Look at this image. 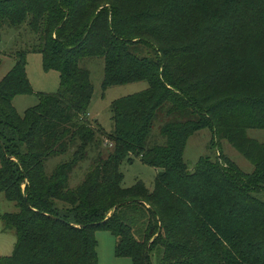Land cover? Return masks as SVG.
Instances as JSON below:
<instances>
[{
  "label": "trees",
  "instance_id": "16d2710c",
  "mask_svg": "<svg viewBox=\"0 0 264 264\" xmlns=\"http://www.w3.org/2000/svg\"><path fill=\"white\" fill-rule=\"evenodd\" d=\"M24 25L59 88L20 115L12 100L31 92L26 52L0 80V193L18 208L1 214L16 240L0 264H98L97 229L132 264H264V144L250 175L183 159L194 131L247 151L245 130L264 128V0H0V30ZM94 57L103 90L148 83L111 102L108 134L87 117L81 62ZM131 155L160 169L152 189L122 186Z\"/></svg>",
  "mask_w": 264,
  "mask_h": 264
},
{
  "label": "rangeland",
  "instance_id": "374dc122",
  "mask_svg": "<svg viewBox=\"0 0 264 264\" xmlns=\"http://www.w3.org/2000/svg\"><path fill=\"white\" fill-rule=\"evenodd\" d=\"M259 2V0H258ZM263 9V7H262ZM259 9L254 12L257 14ZM255 25V24H254ZM262 26H259L261 29ZM0 35V80L14 66L17 60V53L26 52V74L31 87V92L16 95L12 104L18 114L24 112L39 102L40 94H51L57 92L59 88V74L54 70H45L42 67L41 54L33 52L31 46V33L24 25L22 27H3ZM260 32H257V34ZM215 43L208 45L213 46ZM81 65L89 72L93 86V95L88 106L89 119L96 120V125L105 134L113 130L111 120V102L114 99L142 91L148 87L145 80L129 82L103 90L102 80L104 75V59L102 57L86 58ZM157 124L152 130L153 140L157 137ZM244 136L254 142L247 151H240L234 147L226 138L218 137L209 128L194 131L190 134L183 153V159L187 167L193 170L201 157H210L218 160L226 167L232 165L238 173L250 175L254 171L255 159L259 153L257 145L264 144V128L252 127L245 130ZM152 138V136H151ZM111 148V143L105 146ZM106 150V149H104ZM120 164V171L123 173V187H130L138 181H142L148 189H152L155 176L159 168L153 167L142 161L137 155H131ZM67 157H50L46 161V171L50 172L60 159ZM88 161L82 162L79 167L73 169L70 174L69 185L74 187L83 178ZM24 184L22 188L24 189ZM18 210L16 204L7 200L3 193H0V256H9L13 251L16 240V233L13 228L6 226L1 219V214L14 213ZM97 240L98 264H132L127 257H117L114 252L115 237L105 229L95 231ZM155 260V259H154Z\"/></svg>",
  "mask_w": 264,
  "mask_h": 264
},
{
  "label": "water",
  "instance_id": "95a60500",
  "mask_svg": "<svg viewBox=\"0 0 264 264\" xmlns=\"http://www.w3.org/2000/svg\"><path fill=\"white\" fill-rule=\"evenodd\" d=\"M129 202H130V201H126V202L118 203V204L114 205V206H113L112 213H113L117 208H119L120 206H122V205H124V204H128ZM149 245H150V244L148 243V245L146 246L145 253H144L145 256H146V254H147V250H148Z\"/></svg>",
  "mask_w": 264,
  "mask_h": 264
}]
</instances>
